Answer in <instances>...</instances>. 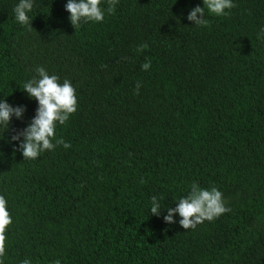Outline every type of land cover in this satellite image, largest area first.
<instances>
[{"label":"trees","instance_id":"1","mask_svg":"<svg viewBox=\"0 0 264 264\" xmlns=\"http://www.w3.org/2000/svg\"><path fill=\"white\" fill-rule=\"evenodd\" d=\"M17 2L0 0V99L25 106L0 127L4 264H264V0L201 27L186 19L201 0H119L75 28L66 0H36L28 26ZM37 66L78 106L55 133L70 147L31 160L9 141L35 115ZM193 182L230 211L187 230L151 215L150 197L174 207Z\"/></svg>","mask_w":264,"mask_h":264},{"label":"clouds","instance_id":"2","mask_svg":"<svg viewBox=\"0 0 264 264\" xmlns=\"http://www.w3.org/2000/svg\"><path fill=\"white\" fill-rule=\"evenodd\" d=\"M104 0H66L64 9L69 13L68 20L75 28L82 23L104 21L106 14L115 12L119 0H106L107 8L101 7ZM36 0H18L13 8L14 20L21 26H28L31 21L29 13L33 12ZM202 6L193 7L186 19L194 22V27L206 26L208 20L205 10L214 16H226L227 10L235 5L233 0H201ZM199 15V18H198ZM264 33V27L260 29ZM148 47L147 44H140L136 51L140 53ZM151 62L147 61L141 65L142 70H148ZM140 88V83H136V91ZM23 91L27 97L37 102L35 115L32 117L22 131L11 135V142H18L19 151L24 159L35 160L45 150H54L56 145H62L65 149L70 144L57 138V125H64L69 120L70 115L77 111V96L71 81L64 79L60 82V77L49 74L42 66H37L34 75L23 83ZM25 111V106H13L5 98L0 99V127L9 130L10 121L15 118L19 120ZM55 141V143H53ZM141 183L144 182L141 178ZM174 207L161 205L157 196L150 197L151 215L160 216L166 213L163 220L167 224L178 223L183 229H195L197 224L207 220L211 222L220 215L230 211L223 202V194L215 186L208 189L200 187L193 182L186 195L178 198ZM174 215L180 219L174 220ZM12 216L8 210V201L4 195H0V264H4L5 255V232L12 224ZM21 264H31L29 259H25ZM55 264H59L56 261Z\"/></svg>","mask_w":264,"mask_h":264}]
</instances>
